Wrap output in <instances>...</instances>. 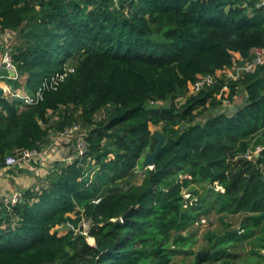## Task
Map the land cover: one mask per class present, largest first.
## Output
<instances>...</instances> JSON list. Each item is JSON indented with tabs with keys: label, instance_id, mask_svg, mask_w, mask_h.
Returning <instances> with one entry per match:
<instances>
[{
	"label": "trees",
	"instance_id": "16d2710c",
	"mask_svg": "<svg viewBox=\"0 0 264 264\" xmlns=\"http://www.w3.org/2000/svg\"><path fill=\"white\" fill-rule=\"evenodd\" d=\"M259 1L0 0V30L21 37L9 45L18 77L0 71V164L75 123L85 134L84 153L11 214L0 203V264H264V62L188 87L264 48ZM41 88L33 103L16 96ZM211 214L221 226L197 250L191 228ZM182 253L194 262L175 263Z\"/></svg>",
	"mask_w": 264,
	"mask_h": 264
},
{
	"label": "built area",
	"instance_id": "2783aa9c",
	"mask_svg": "<svg viewBox=\"0 0 264 264\" xmlns=\"http://www.w3.org/2000/svg\"><path fill=\"white\" fill-rule=\"evenodd\" d=\"M257 7H263L264 8V0H260L257 3ZM264 62V48L262 47H256L254 49V54L250 60L245 62L244 65H234L233 67L230 68H225L223 70L217 71L215 74H199L197 80L190 82L188 87H189V92L190 93H196L200 91L202 88L205 86H210L212 85L216 77L219 76H224L225 80H231V79H238L240 76H242L244 73L248 71H252L256 68L258 64H261ZM7 70L9 77L17 78L18 77V70H17V65L15 61L13 60L12 54H11V47L5 46V51L2 56V59L0 61V71L1 70ZM69 70H73V68H70ZM65 74L57 73L55 76L52 77V81L50 84H56L60 79H63ZM4 76L3 74H0V80H3ZM6 92H11V88L7 86H3ZM224 89L227 90L228 87L225 85ZM16 96L21 97L24 99L25 103H33L37 101L38 99L41 98L42 96V88L39 89L37 92L36 96L34 97L33 95H23L21 92H17ZM228 105V104H227ZM80 125L78 123H75L74 125L68 127L65 131L60 132L59 134L62 135H73L74 132H77L80 129ZM59 136V135H58ZM85 151V141L83 139L82 142L79 143V146L77 147L76 151L73 152L70 156L67 158L63 159L62 157L54 158L52 159L53 161L50 162L49 152H48V147L43 148L42 150H28V149H23L19 151L17 154H11L5 158V162L3 166L6 167H24V165L28 161H35L36 163L39 162H45L51 163L52 167L54 164H60L62 162L64 163H71L74 158H76L79 155H82ZM2 165L0 164V167ZM25 190L20 189L16 190L7 196L3 197V207L8 213H12L15 205L20 203L25 195ZM84 234H87L86 231L83 232Z\"/></svg>",
	"mask_w": 264,
	"mask_h": 264
},
{
	"label": "rangeland",
	"instance_id": "374dc122",
	"mask_svg": "<svg viewBox=\"0 0 264 264\" xmlns=\"http://www.w3.org/2000/svg\"><path fill=\"white\" fill-rule=\"evenodd\" d=\"M19 35L20 34L18 32H14L10 30L8 31L0 30V61L4 54L5 46L11 45L13 47L14 43L18 44L21 38ZM237 62L238 60L235 63ZM0 84L9 87L5 79L0 80ZM179 98L182 99V97ZM245 99H246V91L243 88H240L239 93L235 97L234 104L231 105L242 104L245 101ZM199 119L203 120L205 119V116L202 115ZM150 127L152 131H157L161 128L160 126H154L153 124H151ZM84 135H85L84 129L82 128H80L77 132H74L73 135L56 134L55 137L52 139V142L48 146V152H49L48 158L51 159L50 162L53 161L52 159L54 158L62 157L63 159H65L68 156H70L73 152L76 151L77 147L79 146V143L83 141ZM27 164L28 166L31 167V169L29 170L32 172L31 174V177L33 179L32 181L35 182L37 181L36 179H39L35 187V189H39L44 184L45 177L47 176L49 170L52 168V165H50L51 163H48L47 161L46 163L45 162L36 163L33 160L28 161ZM142 177H143V170L139 169L137 171V177L135 181L141 182ZM229 218L232 223H237L239 220L238 216H230ZM220 226H221V222L218 218V214H211L208 217L202 218L199 223L193 225L191 229L196 232L199 242V244L195 248L199 250L200 247L206 246L207 239H205V233L209 230L219 229ZM57 229L59 231V234H64L68 230L67 227H63V226H59L57 227ZM91 238L92 237H88V241L90 242V244H94L95 240L93 238L94 241L91 242L92 241ZM183 260L186 261L187 263H192L194 262V257L192 255H185L182 253V254H178L175 257L174 262L179 263Z\"/></svg>",
	"mask_w": 264,
	"mask_h": 264
},
{
	"label": "crops",
	"instance_id": "0c3cea01",
	"mask_svg": "<svg viewBox=\"0 0 264 264\" xmlns=\"http://www.w3.org/2000/svg\"><path fill=\"white\" fill-rule=\"evenodd\" d=\"M237 105V104H236ZM30 166L26 163L24 167H0V203L3 205V197L8 194L20 190V189H35L37 181L33 182L31 174L32 172L29 170ZM1 210V207H0ZM4 217V212H0V218ZM4 223V222H2ZM1 225V224H0ZM5 226V225H4ZM3 227V226H2ZM1 228V226H0Z\"/></svg>",
	"mask_w": 264,
	"mask_h": 264
},
{
	"label": "water",
	"instance_id": "95a60500",
	"mask_svg": "<svg viewBox=\"0 0 264 264\" xmlns=\"http://www.w3.org/2000/svg\"><path fill=\"white\" fill-rule=\"evenodd\" d=\"M233 109H234V107L230 108V110H233ZM166 139H167V137L165 135H163L161 133L156 134L157 144H156L154 150L151 152H148L143 159V165L145 168H152L154 166L156 157L159 154L160 150L163 148V142ZM261 150H264V148ZM261 150L256 152V156L260 155ZM127 216H128V213H126L123 218H126ZM209 253H210V250L199 251L198 256L200 257L202 255H207Z\"/></svg>",
	"mask_w": 264,
	"mask_h": 264
},
{
	"label": "bare ground",
	"instance_id": "6f19581e",
	"mask_svg": "<svg viewBox=\"0 0 264 264\" xmlns=\"http://www.w3.org/2000/svg\"><path fill=\"white\" fill-rule=\"evenodd\" d=\"M10 214H11V213H10ZM91 240H92L91 242H93V241H94V240H93V238H91Z\"/></svg>",
	"mask_w": 264,
	"mask_h": 264
}]
</instances>
